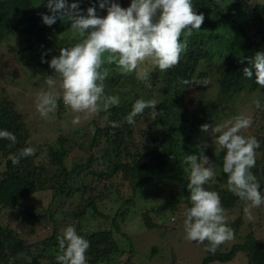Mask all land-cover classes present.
<instances>
[{
	"label": "trees",
	"instance_id": "1",
	"mask_svg": "<svg viewBox=\"0 0 264 264\" xmlns=\"http://www.w3.org/2000/svg\"><path fill=\"white\" fill-rule=\"evenodd\" d=\"M72 2L74 0H71ZM82 4H89L95 8V4L99 6L98 0H79V8L84 15H87V11L83 9ZM192 5L197 14L203 13L204 21L199 31L193 29L190 36L181 35L180 38L186 40L187 47L182 52L179 63L166 71H161L158 67L152 66V63L145 61V67L149 65L152 68L149 71L148 82L157 85L164 81L167 86L166 89H161L159 99L156 100L158 105L154 119L152 118V109H145L143 114L135 117V119H139V117L150 113V122L156 129L151 131L152 141L147 144L145 149L130 151L131 155L127 160L122 161L121 154L127 151L123 149L126 136L128 137L127 140L132 142L134 124H130L131 127H129L126 117L132 111L135 101L143 99L139 92L135 94V98L130 103L125 100L124 105H113V111L109 113L111 118H108V123L102 127L95 126L93 131L85 134L91 137L90 146L88 150H82L84 157L73 156L71 159L75 163L70 166L66 164V154L74 144L81 146L84 141H74L72 144L67 137H62L61 146L57 150L51 151V164L39 160L35 154L21 157L19 151V142L22 140L20 119L16 116L15 110L8 100L0 101V130H7L16 137L15 143L0 138V153L4 157H9L6 161L5 174L0 178L1 206L13 210L22 203V200L45 188L51 190L53 197H58L61 194L69 195L71 194L69 185L71 178L79 170H88L90 174H93L95 180L110 178L112 174L106 170H94L101 159L102 162L109 161L113 166L112 171L130 173L137 178L132 187L131 197L143 186L142 184L151 186L146 188L147 191L161 187L162 180H155L153 176L158 175L163 170L168 171L176 182L183 199L172 201L167 209L178 208V205L183 203L186 208L181 211V216L186 219V212L192 205L188 199L189 192L187 189L189 172L185 171L187 165L181 160L184 151L189 152L187 155H194L198 154V150L196 148L190 149L187 145L188 142L193 141L191 139L193 132L187 134L189 136V138L187 136V144L179 143L180 138L176 135L178 127L190 130L194 123L197 124L196 136H199V146H201L203 145L202 140H205L206 134L209 133V131L202 132L201 125L212 124L217 110L225 114L231 113L230 106L235 103L233 98L235 94L241 91L250 94L258 88L264 89L255 82V68L248 64L247 59H243L254 57L257 52H264V0L259 2H252V0H192ZM41 15L42 13L34 7L33 0H0V41L7 34L19 32L23 33L27 39L29 38L32 47L47 44L52 30L49 25L40 22ZM57 20L58 23L51 25L55 31L71 28V22L67 18ZM187 31L186 29L182 33H187ZM36 33L37 36H34ZM202 34L203 36H205L204 34L212 36L214 44L210 43L209 48L201 45L200 37ZM75 44L71 43L64 47L54 45L61 49L73 47ZM200 47L205 49L199 55ZM42 56L48 62L53 57V55L41 53L40 57L42 58ZM212 56L214 57L213 60H211ZM201 58L210 59L212 68L218 72L215 80L218 95L216 98L214 97L215 99H212L213 96L209 98L210 101L213 100V103L216 101V106L212 105L215 106L214 109L208 110V112L202 107L197 109V113H193L187 107L190 97L186 91L190 85L196 86L197 78L206 76L203 71H195L199 65L198 60ZM242 59L243 63H241ZM48 62H40L41 66L38 73L45 76L53 72ZM107 67H110V72L105 79V84L110 81V76L113 74L111 71L117 67V64L108 63ZM107 67L105 66V68ZM244 67H249L252 70L253 76L250 79L244 76ZM130 77L133 80V87L138 88L140 84L139 88H141L143 84L137 79L136 73L132 72ZM154 95L158 96L157 93ZM59 104L62 103L59 102ZM262 112L261 117L264 121V111ZM119 118L124 120V126L127 128L125 136L117 124ZM158 123L163 125V130ZM254 131V135L249 137L254 136L258 140L260 146L256 150L262 152L264 151V129L258 127ZM102 136L107 145L102 149L100 155H96L91 149L102 140ZM206 154L207 149L205 148L204 155ZM172 156L175 159H172ZM10 157H20L19 164L14 165ZM255 159V167L250 171L256 176L260 184L261 194H264V162L256 157ZM81 178L86 179L84 175ZM94 184L91 182L90 185L84 187V191H87L89 196L84 200L82 207L73 210L75 217L82 216L87 208L96 211V198L98 199L99 195L96 197L91 193L98 187ZM103 186L105 188L107 184L103 183ZM203 187L219 194L224 210L232 207L240 199L228 190L227 174L223 172V167L219 175L215 176L212 181L209 180ZM126 201H131V198H126ZM161 211H159L160 214H162ZM144 222L147 226L156 225V223L150 222L147 216H145ZM241 222V218L238 217L232 224L231 229L234 233L238 231ZM77 234L90 243V247L86 251L87 264H108L116 255L121 253H119L117 241L106 229L80 230ZM59 236L61 235L58 234L56 227H53L51 235L44 237L40 244H30L22 238L19 232L0 223V264H21L19 256L22 253L30 256V259L24 264H59L56 260L59 254ZM202 244L207 249L208 241ZM129 252L130 257L125 259L124 264H134L132 261L135 256L133 249H129ZM206 252L207 254L203 257L204 263L212 261L229 262L236 253L241 252L246 256L248 264H264V242L252 233L243 236L242 242L233 243L229 249L220 245L215 253L207 250Z\"/></svg>",
	"mask_w": 264,
	"mask_h": 264
},
{
	"label": "rangeland",
	"instance_id": "2",
	"mask_svg": "<svg viewBox=\"0 0 264 264\" xmlns=\"http://www.w3.org/2000/svg\"><path fill=\"white\" fill-rule=\"evenodd\" d=\"M68 1L71 3V0ZM255 1L262 0H252V2ZM114 2L122 8L129 7L131 3L130 0H114ZM33 5L42 15H52L46 6L47 0H33ZM81 6L86 11L89 7H93L89 4H82ZM95 6L100 17L107 15L106 9H100L97 4ZM42 15L40 16V22L45 24ZM57 19L61 18L57 16ZM57 19L55 23H58ZM53 28V26H50L52 32L47 40L48 43L43 46L32 47L29 38L27 39L23 33L19 32L7 34L0 41V101L8 100L13 106L16 116L20 119V133L22 135V140L19 142L20 152L26 147H32L35 150L36 158L51 164V151H55L61 146L60 140L62 137H67L71 143L84 141L81 146L74 144L66 154V164L70 166L75 163L71 158L73 156L84 157L82 150H88L90 146L91 137L85 134L93 131L95 126L102 127L107 124L108 118H111L109 113L113 111V106L105 110L103 101H101L98 105L99 110L85 118V114L76 113L64 104L61 95L60 77L54 73L53 69L50 75L43 76L38 73L41 66V53L58 56L60 49L55 45L64 47L71 43L81 42L83 39L72 28H65L58 32ZM181 35L185 36L187 33ZM204 35L202 34L200 37L201 45L209 48L210 43L214 44V41L212 36ZM34 36H37V33ZM180 41L183 43L185 40L180 38ZM203 47L199 48V55L205 49ZM108 55V53H105L102 57L106 61L104 67L108 65ZM213 58L212 56L211 60ZM211 60L205 58L198 60L199 65L195 71H203L206 76L197 78L196 86L190 85L187 88L186 94L190 97L187 107L191 110L190 112L197 113V109L199 110L202 107L206 111H211L216 106V101L213 103V100H209L210 97L213 96L212 99H215L218 95L215 81L218 72L212 68ZM146 63H151V61H146ZM140 68L146 69L148 72L152 70L149 65L145 67V62L140 65ZM107 69L109 73L110 67H107ZM139 70L138 68L136 71ZM136 71L133 73H136ZM111 73L113 74L110 76V81L107 84H105V80L103 81L104 94L106 96H118L120 99L119 105H124L125 100L130 103L137 92L140 93L143 100H158L161 89H166L167 86L163 81V83L160 82L157 85L148 82L151 84V87H148L145 82L140 80L143 85L139 88V84L136 88L132 85L131 73H124L118 66ZM48 76H53L56 80L54 90L57 93V106L54 112L49 113L47 117H43L37 111L36 102L41 91L49 90L48 85L45 83ZM156 93L158 96L154 95ZM233 98L235 103L230 106L232 112L225 114L217 110L215 112L217 114H214L213 122L210 125L215 127L237 115H244L250 116L253 122L249 128L241 130L243 136L247 138L254 135V130L258 127L264 129V121L261 117L262 111H264V89L258 88L250 94L241 91L235 94ZM257 100L261 104L260 108L256 107ZM59 102L62 104H59ZM78 115L81 117L80 122L73 124V119ZM150 116V113H147L139 119H135L132 142L127 140L128 137L126 136L123 149L127 151L121 154L122 161L129 158L130 151L144 150L147 144L152 141L151 131L156 128L151 124ZM117 124L125 136L127 128L124 126V120L119 118ZM159 127L162 130L164 129L162 124H159ZM197 129L198 125L195 123L190 130L178 127L176 135L180 138L179 143L187 144V134L193 132V136H191L193 141L188 142L187 145L190 149L196 148L198 150L200 141L199 136H196ZM217 136L218 134L209 130L204 138L205 140H202V143L207 145L205 156L215 165L214 177L211 181L222 171L223 156L226 151L222 150L216 143ZM106 145L107 143L102 136V140L91 151L95 152L96 155H100ZM187 153L189 152L184 151L181 161H184ZM255 153V157L264 162V151L255 150ZM8 158L0 153V178L5 174ZM205 166L207 167V165ZM112 168L113 166L108 160L102 162L100 159L94 170H106L112 174L110 178L105 177L95 180L93 174H90L88 170H79L71 178L69 184L71 194L69 195L61 194L58 197H53L51 190L45 188L22 200V203L13 210L0 205V223L19 232L22 238L30 244H40L44 237L51 235L53 227H56L59 235H62L63 230L69 225L73 226L77 233L80 230L106 229L117 241L119 253L121 252L108 264H124L125 259L130 257L129 249H133L135 254L132 258L134 264H248L246 256L241 252L236 253L229 262H203V257L207 254L204 244L186 239L185 219L181 216V211L186 208L184 204L180 203L178 208L167 209L172 201L183 199L176 182L168 171L163 170V172L153 176L155 180H162L161 187L147 191L146 188L151 186L142 184L143 186L131 197L132 187L137 178L130 173L112 171ZM83 175L86 179L81 178ZM91 182L98 186L91 192L94 194L93 196L97 197L99 195V198H96V211L87 208L82 216L75 217L73 210L84 205V200L89 196L88 192L84 191V187L90 185ZM103 183L107 184L105 188H103L105 186H103ZM126 198H131V201H126ZM248 203L239 199L232 207L225 209L228 227L231 228L238 217L241 218L242 222L238 231L234 233V238L221 244L223 248L229 249L233 243L242 242L243 236L249 233L264 242V204L258 208H252L251 215L253 218L249 219L244 212V208ZM160 210H162V214L159 213ZM145 216L149 217L150 222L156 223V225L147 226L144 222ZM19 257L21 264L30 259V256L25 253H22Z\"/></svg>",
	"mask_w": 264,
	"mask_h": 264
},
{
	"label": "clouds",
	"instance_id": "3",
	"mask_svg": "<svg viewBox=\"0 0 264 264\" xmlns=\"http://www.w3.org/2000/svg\"><path fill=\"white\" fill-rule=\"evenodd\" d=\"M98 3L100 9H106V16L100 17L95 7H89L87 15L82 14L79 0L72 3L47 0L46 6L52 15H42L43 22L49 26L55 23L57 16L67 18L71 28L83 38L73 47L61 48L59 55L53 56L50 62L42 56L41 62H48L54 73L59 75L64 104L76 113L85 114V118L99 110L101 101L105 110L120 103L118 96L104 94L103 81L109 71L104 67L106 61L102 57L105 53L109 54L107 63H116L124 73H132L139 68L137 79L151 87L148 83L150 73L140 65L150 60L161 71L177 65L187 47L186 40L180 41L182 32L187 29L190 36L193 29L200 30L204 21L203 13L197 14L193 10L192 0H131L127 8H122L114 0H98ZM243 59L255 68V82L264 87V52ZM243 74L249 79L253 76L249 67L243 68ZM45 83L49 90L41 91L36 102L37 111L43 117L54 112L57 106L56 80L48 76ZM157 105L155 99H137L126 117L127 122L135 124V117L143 114L145 109H152L154 119ZM256 107H261L259 100ZM80 119L79 115L76 116L73 124H78ZM252 122L250 116L237 115L215 127L201 125L202 132L211 130L218 134L216 143L226 150L223 172L227 174L228 190L249 202L244 208L249 219L253 218L251 209L264 204L260 184L250 171L255 167V150L260 145L254 136L246 138L241 134V130L249 128ZM0 138L16 142L15 135L7 130H0ZM206 147V144L198 146V154L186 155L184 159L185 171L189 172L188 199L192 205L186 212L184 225L186 239L200 243L208 241L206 250L215 253L221 244L234 238V231L227 226L219 194L203 187L214 177L215 168L204 155ZM34 151L32 147H26L20 156H32ZM10 159L14 165L20 162V157ZM58 244L56 260L59 264H87L85 254L90 243L78 235L73 226L63 230Z\"/></svg>",
	"mask_w": 264,
	"mask_h": 264
}]
</instances>
